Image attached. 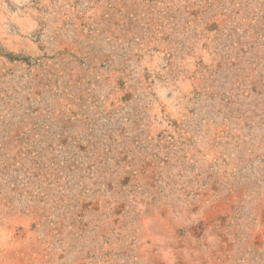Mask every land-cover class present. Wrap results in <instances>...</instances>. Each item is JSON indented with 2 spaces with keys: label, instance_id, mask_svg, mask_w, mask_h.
Returning <instances> with one entry per match:
<instances>
[{
  "label": "rangeland",
  "instance_id": "obj_1",
  "mask_svg": "<svg viewBox=\"0 0 264 264\" xmlns=\"http://www.w3.org/2000/svg\"><path fill=\"white\" fill-rule=\"evenodd\" d=\"M0 264H264V0H0Z\"/></svg>",
  "mask_w": 264,
  "mask_h": 264
}]
</instances>
